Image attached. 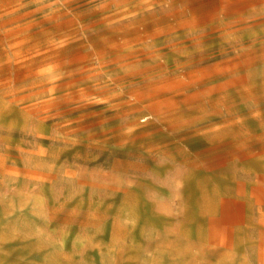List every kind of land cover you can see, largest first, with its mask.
I'll return each instance as SVG.
<instances>
[{"label":"rangeland","instance_id":"1","mask_svg":"<svg viewBox=\"0 0 264 264\" xmlns=\"http://www.w3.org/2000/svg\"><path fill=\"white\" fill-rule=\"evenodd\" d=\"M0 264H264V0H0Z\"/></svg>","mask_w":264,"mask_h":264}]
</instances>
